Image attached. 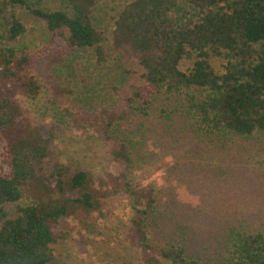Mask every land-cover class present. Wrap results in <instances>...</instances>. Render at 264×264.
Returning a JSON list of instances; mask_svg holds the SVG:
<instances>
[{
	"label": "trees",
	"instance_id": "trees-1",
	"mask_svg": "<svg viewBox=\"0 0 264 264\" xmlns=\"http://www.w3.org/2000/svg\"><path fill=\"white\" fill-rule=\"evenodd\" d=\"M95 4L0 0V264H54L59 221L76 210L100 211L101 201L115 192L128 200L127 234L146 264H264V219L254 229L226 225L212 236L214 249L200 243L190 225L176 224L169 241L151 244L154 188L133 185V137L116 135L128 109L144 111L156 95L183 93L186 129L206 146L229 136L264 138V0H130L120 9L111 32L113 49L136 60L141 83L125 86L131 89L127 110L108 116L101 129L104 144L111 143L113 164L120 166L117 175H109L111 189L98 188L87 171L52 158L49 141L21 127L15 106L16 93H39L35 65L47 69L78 48L105 62ZM22 14L45 24L47 39L37 52L12 46L26 32ZM211 57L225 61L222 72ZM186 58L192 66L185 71L180 64ZM172 113L162 118H179ZM74 190L82 192L72 196ZM27 191L37 199L24 201ZM10 204L13 211L6 208Z\"/></svg>",
	"mask_w": 264,
	"mask_h": 264
},
{
	"label": "rangeland",
	"instance_id": "rangeland-1",
	"mask_svg": "<svg viewBox=\"0 0 264 264\" xmlns=\"http://www.w3.org/2000/svg\"><path fill=\"white\" fill-rule=\"evenodd\" d=\"M129 1L96 0L93 19L104 35L105 62L98 63L90 49L78 48L47 69L34 63L39 93L15 95L21 127L41 134L49 141L52 158L87 171L103 189L113 187L109 175H117L120 166L113 164L107 152L111 143L104 144L101 129L108 116L127 110L131 89L125 86L141 83L136 60L121 57L112 43L118 12ZM22 20L26 32L12 46L37 52L47 39L45 24L25 14ZM210 62L222 72L223 59L211 57ZM191 66L192 59L181 61L182 70ZM180 94L156 95L144 111L128 109L130 116L117 125L116 135L133 137V185L154 188L150 243L164 245L176 224L190 225L199 242L214 249L216 237L212 236L226 225L254 229L264 219V138L229 136L206 146L187 131L190 120ZM166 112L180 116L165 120ZM81 192L74 190L71 195ZM33 194L27 191L24 201L37 199ZM14 207L6 206L9 211ZM131 217L123 192L108 195L100 211H74L54 230V264H146L141 249L127 234Z\"/></svg>",
	"mask_w": 264,
	"mask_h": 264
}]
</instances>
